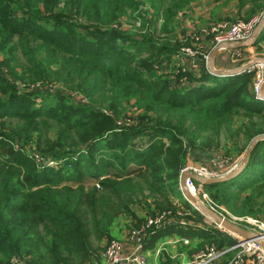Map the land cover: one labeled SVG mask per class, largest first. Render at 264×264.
<instances>
[{
  "label": "trees",
  "instance_id": "trees-1",
  "mask_svg": "<svg viewBox=\"0 0 264 264\" xmlns=\"http://www.w3.org/2000/svg\"><path fill=\"white\" fill-rule=\"evenodd\" d=\"M149 1L157 19L169 22L198 0ZM226 1L238 4L246 22L264 13V0ZM139 6L136 0H0V264L13 258L22 264L98 263L102 250L93 242L110 236L121 215L133 225L141 221L134 206L149 217L175 215L172 199L183 204L191 214L184 219L193 225L152 227L144 250L170 237L188 239L189 246L197 240L191 254L204 245L236 244L209 228L183 199L179 176L191 153L221 148L233 158L264 135L255 73L215 76L204 66L197 77L180 73L177 81L186 82L172 86L160 66L189 43L159 44L149 32L112 27ZM261 42L264 28L255 44ZM17 82L63 83L89 105L74 102L72 94L19 92ZM131 101L143 114L134 126L118 127L120 107ZM7 120L17 122L6 126ZM51 126L54 138L48 136ZM29 143L39 159L59 160L61 166L36 161L25 148ZM248 160L232 179L203 185L213 202L237 218L259 211L264 141ZM86 179L99 182L98 188L87 189Z\"/></svg>",
  "mask_w": 264,
  "mask_h": 264
},
{
  "label": "rangeland",
  "instance_id": "rangeland-1",
  "mask_svg": "<svg viewBox=\"0 0 264 264\" xmlns=\"http://www.w3.org/2000/svg\"><path fill=\"white\" fill-rule=\"evenodd\" d=\"M136 1L139 3V5H143V6H139V10L134 11L130 9L129 11H127L126 16L118 19L117 23L112 24V27L115 28L116 26H119L121 29H123V31L130 33L146 34L147 32H149L155 35L154 38L156 42L159 44L164 43L166 39L169 40L177 39L181 41V44L189 43V45L187 46L185 45L183 47L181 55L172 57L170 60L162 62L163 64L160 66L159 74L163 76L166 75L172 78V83H171L172 86H176L180 83L183 85L186 82L185 78L183 79L181 78L177 81V78L180 75V73L188 72L193 76L196 77L200 76L203 67L204 66L206 67V64L204 63L203 60L204 57H202L201 54H205V55L210 54V52L212 51L211 48L213 47L214 36L216 35V33L234 24L235 21H245L242 15V11L241 12L239 11L238 4L235 1L228 2L226 0H198L196 2L191 3L189 7L182 10L181 13H179L178 15L172 17V19L169 22H162L160 19L159 20L157 19L154 10L149 5L150 3L149 0H136ZM140 15L141 16L144 15L145 20L142 19L139 20L138 17ZM263 15L264 13L259 16H263ZM259 16H254L251 19ZM251 19L248 21H251ZM182 32L185 33L184 36L181 35ZM256 40L257 39L250 42V44L247 47H245L247 50L242 54L241 60L232 63L231 61L234 60L235 57L232 58L233 56H231L230 58L231 60L230 62L232 63L230 70H235V68H238L249 62L256 61L255 66H253L251 69L246 71V72H251L253 70L255 73V77L253 79V89L255 92L256 90L254 86L257 84V82L260 79L261 68L264 67V63L262 61H257L258 58H264V42H261L259 43V45H257L255 44ZM222 53L223 51H220L217 53V55L220 56V54L221 55L226 54V53L225 54ZM231 54L232 52L229 54V56ZM37 55H39V53L36 54V56ZM217 55H216V59H217ZM216 64L217 63L215 60L213 67L215 69L223 71V69L219 68L218 64L217 65ZM16 84L19 87V92L40 91L42 94H51V93L72 94L74 96L73 97L74 102L76 103L81 102L85 105H89L87 103L86 98L83 97V95L68 92L69 89L63 83L53 82V83L42 84L41 82H38L36 84H31V83L25 84V83L17 82ZM34 100L36 103L41 102V98H36ZM120 108L122 109L123 113L120 115L121 119L117 120L116 122L118 127L134 126L137 123L138 116L143 114L142 111L136 109L133 101L127 104L124 103L123 108L122 107ZM5 122H6V126H10V125L14 126L17 121L7 120ZM237 125L238 123L235 124L236 127ZM52 128L53 126H51V129L48 133V136L50 138H54V131H52L53 130ZM221 143H223V139H221ZM239 143L242 144V141H239ZM28 147L30 149L28 152L31 151V155L34 157L36 161L42 160V164L45 167L49 166V167L57 168L61 166L62 163L59 160L52 161L48 158H46V160L39 159V154L36 152L34 143H29L25 148ZM211 151L217 152L218 156L220 155L218 161L221 163L220 165L217 166H213V164H211L210 166L207 165L206 168H208V170L211 172H217L219 176L224 173L229 174L230 170L232 172L236 170L238 167H240V165L242 164L241 160L244 153H242L237 157L231 158L230 155L228 156L225 154L224 149L219 148V150L214 149ZM196 154L197 153H191L190 155L196 157ZM186 165L187 166L193 165L194 167H198V164H196L194 161L190 160L189 158L187 160ZM84 182H85L84 185L87 189L92 188L93 186L98 188L99 186V182L97 181H91L86 179ZM70 185L75 186L74 184H70ZM188 191L189 194L195 197L202 205H206L208 207L213 208L216 213L220 215L221 214L225 215V213H228L223 206L221 207L218 206L215 202H213L209 198V196H207V194L204 192L203 186L196 187L195 191L192 189L191 186H188ZM172 201L173 203L177 204L178 206H180L182 209L185 210V208L182 206L183 204L180 201H178L177 199H172ZM256 202H257V207L259 208V211L256 214V216H243L239 218L243 220H247V219H251L253 221L258 220V222L263 225V228L262 229L254 228L246 224L244 221H239L236 224L238 228L240 227L241 229H244L250 233L253 232L252 230H259L263 234L262 231L264 230V196L258 198ZM191 203L195 208H197V206L192 201ZM142 209L143 208L139 206H134L132 210L133 212H135V214L139 215L141 221H144L145 218L147 219L149 218V216H146L145 210ZM205 215L209 217L207 214ZM228 215L232 218H237L231 215L230 213H228ZM228 215L226 217L229 218ZM204 220H206L205 223L209 228L214 230L218 229L217 226L213 224V222L210 223L205 216H204ZM141 221L140 223L137 224V226L143 224V222ZM131 226H134L132 224V219L121 215L117 219V221L109 228L110 236H107V238L105 237L98 244L93 242L94 247L100 249L101 252V250H103L104 246L107 244L108 241L121 240L124 237L125 232ZM252 235L255 237L253 233ZM171 239L172 237H170L169 239L160 240L154 246L152 251H147L148 264H160L163 262L165 264H173L172 262L169 263L170 260L175 262L174 264L187 263V261L189 260L188 257L191 255V253L189 252H191L192 247L194 246L196 247L198 241L196 240L192 242L190 246H189L190 243L189 241L187 246H184L183 244L177 243L176 241H171ZM223 249L224 248H222V250ZM247 252H248V248L235 249L229 252L226 258L222 259L221 264H227L235 258H237L238 261L242 260L243 264H264V261L261 260L259 261L256 259V257L254 259L246 257L245 254ZM100 263L101 262L98 263L94 262L93 264H100Z\"/></svg>",
  "mask_w": 264,
  "mask_h": 264
},
{
  "label": "built area",
  "instance_id": "built-area-1",
  "mask_svg": "<svg viewBox=\"0 0 264 264\" xmlns=\"http://www.w3.org/2000/svg\"><path fill=\"white\" fill-rule=\"evenodd\" d=\"M261 17L262 16L255 17L251 19V21L249 22L235 21L234 24L220 30L214 36L213 47L211 48V50L214 47H217V45H220L222 46V48L218 52L220 51L230 52V53L232 52L230 56H233L232 58L235 57L234 60L232 61L241 60L242 54L244 53L243 48L232 49V50L226 48L233 47L235 44L238 43L250 44V42L254 41L255 38H252V34L255 31L256 26L260 22L259 20L261 19ZM201 55L202 57H204L203 60L208 69L209 55L208 54L206 55L201 54ZM263 70L264 67L261 68L260 79L257 82V84L254 86L258 98H259L258 90L261 84L263 83V76H262ZM219 156L215 158L216 160H213L212 163L213 166L220 165L221 162L218 161ZM206 167L207 166L203 164L202 165L198 164V167H194L193 165L185 166V168L180 171V176L185 172H190L202 180H209L227 174L224 173L219 176L217 172H211ZM188 186H191L192 189L195 191L196 187H199L201 185L194 186L193 180L189 179L187 180V188ZM174 206L176 207L175 215L172 214L171 212H167V213L157 212L154 214V216L151 215V217L147 218L142 225L131 226L125 232V235L121 240L108 241L101 252L100 262L101 263L104 262L102 264H148V255H147L148 252L144 250V242L148 234L147 231L149 229H151L152 227L157 228L164 226L165 224H169V222H176L182 227H185L187 225H193L191 222H188L187 220L184 219L186 215H191V214L185 211L184 209H182L180 206H178L175 203ZM208 208L214 211L213 208L211 207ZM227 215L228 213H225V215L221 214L220 216L224 217L226 220L232 222L236 226H237L236 223H238L239 221H244L246 224L254 228H258V229L263 228V225L259 223L258 220L253 221L251 219H247V220H243L241 218L237 219V218H232L229 215L228 218L226 217ZM214 224L217 226L218 228L217 230H219L220 232L222 231L228 234L229 236H231L233 239H235L236 244L234 246H225L223 250L216 248L215 245L213 244L204 245L202 250H199L198 252L191 254L188 257L189 260L185 264H221L222 259L226 258L229 252L239 248H248V252L245 254L246 257L253 259L256 257L257 260L264 261V250L262 249V247H260V245L257 242L258 239L264 242V230L262 231L263 234L259 230H252L253 231L252 233L255 235V238L246 240L242 237H237L236 235L228 232L222 226H219L216 223ZM171 241H176L177 243L183 244L184 246H187L189 242L188 239H180L177 237H172ZM11 263L22 264L19 258H13ZM227 264H243V262L242 260L238 261L237 258H235Z\"/></svg>",
  "mask_w": 264,
  "mask_h": 264
},
{
  "label": "water",
  "instance_id": "water-1",
  "mask_svg": "<svg viewBox=\"0 0 264 264\" xmlns=\"http://www.w3.org/2000/svg\"><path fill=\"white\" fill-rule=\"evenodd\" d=\"M259 21L260 22L258 23L255 31L252 34V38H255V39H257L256 37L259 35L261 30H263V28H264V15L261 17V19ZM248 45L249 44H246V43H238V44H235L233 47H227L226 49L232 50V49H237V48H245ZM221 48H222V46L217 45V47H214L212 49V51L210 52V54L208 56L209 57L208 70L211 74H213L215 76H218V75H220V76H232L235 74L243 73V72H246L247 70L251 69L256 64V61H252V62H249L245 65H242L238 68H235V70H223V71L217 70L216 71L215 68L213 67V65H214V62L216 60V55ZM257 60L262 61L264 63V58H258ZM262 73H263V75H262L263 76V83L259 87L258 91H259V98L264 100V70L262 71ZM259 141H264V135L257 136L250 142V146L247 148V150L244 152V154L242 156V160H241L242 164L240 165V167H238L236 170L230 172L229 174H226L224 176H220L218 178L209 179V180H202L190 172H185L179 177V179H180L179 180V191H180L181 196L184 198L185 201H187L203 217L205 216V214H208L209 217H211V219L216 224H218L219 226H222L225 230L236 235L237 237H242L244 239H252L255 237L250 232H248L244 229H241L240 227L238 228L232 222L226 220L224 217L220 216L218 213H215L213 210L208 208L206 205L200 206L199 209L195 208L192 205V203L190 201L191 199L188 195L187 180H189V179L193 180L198 185L203 186V185L212 184V183H220V182L232 179L233 177L237 176V174L247 165V163L249 161L248 159L251 155V152L254 150V147L256 146L257 142H259ZM257 242L260 245V247H262V249L264 250V242L260 239H258Z\"/></svg>",
  "mask_w": 264,
  "mask_h": 264
},
{
  "label": "crops",
  "instance_id": "crops-1",
  "mask_svg": "<svg viewBox=\"0 0 264 264\" xmlns=\"http://www.w3.org/2000/svg\"><path fill=\"white\" fill-rule=\"evenodd\" d=\"M246 50H247L246 48H243V52H246ZM223 53L224 54L226 53V54L225 55H221L220 54V56L217 55L216 63L218 64L219 68H221L223 70H230L231 64L235 63L236 61H231L230 60L231 56H229V54H230L229 52H223ZM190 156L188 158L190 160L194 161L196 164H201V165L203 164L205 166H207V165L210 166L213 163V160L218 155H217V152H215V151H208V152H204L202 154H200V153L196 154V157L192 156V155H190ZM190 222L193 223L192 221H190ZM100 264H102V263H100Z\"/></svg>",
  "mask_w": 264,
  "mask_h": 264
},
{
  "label": "bare ground",
  "instance_id": "bare-ground-1",
  "mask_svg": "<svg viewBox=\"0 0 264 264\" xmlns=\"http://www.w3.org/2000/svg\"><path fill=\"white\" fill-rule=\"evenodd\" d=\"M258 61V60H257ZM261 64V63H260ZM216 71L218 70V69H215ZM219 71H222V70H219ZM188 195H189V197H190V199H191V201L197 206V209H199L200 208V206H202V204L195 198V197H193V196H191L190 194H189V191H188ZM193 198V199H192ZM205 214V213H204ZM208 215V214H207ZM209 216V215H208ZM210 219H211V217H209ZM212 220V219H211ZM212 222L213 223H215L213 220H212Z\"/></svg>",
  "mask_w": 264,
  "mask_h": 264
}]
</instances>
